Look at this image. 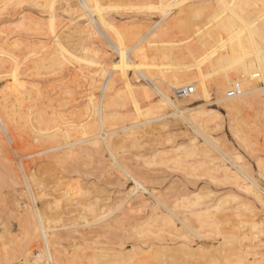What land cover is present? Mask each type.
<instances>
[{"label": "bare ground", "instance_id": "bare-ground-1", "mask_svg": "<svg viewBox=\"0 0 264 264\" xmlns=\"http://www.w3.org/2000/svg\"><path fill=\"white\" fill-rule=\"evenodd\" d=\"M37 1L40 3L43 2L41 0ZM104 1L106 2L107 0ZM104 1H101L103 5H99V0H78L79 17H87V20H81L80 22H88L89 27H92L93 31L99 33L107 45L121 52L124 51V47L139 48L138 52L140 53L146 50L143 55L144 58H151V49L147 47L150 45L156 46L158 55L163 59L161 64L153 60L144 61L142 66L134 61L129 62L134 67L135 72L142 75L147 80L149 86H152L151 89H154V91L159 94L163 101L162 103H167L172 107L169 114L165 112L157 118L159 119L166 115L182 118L189 128L203 140V142L197 143L195 141L197 140L195 138L196 136L189 134L188 145L183 146L184 148L182 150L183 153L185 152L184 157L178 158L183 155L182 153L180 156L178 154V156L176 155L177 157L175 156L176 160L174 156V158H172L176 168H181L186 172L187 170L184 169H188L186 167L190 168L191 166H185V164H188L185 162L186 158H194L197 157V155L202 157L204 155L206 158L208 156L207 159L202 158L204 160H198L199 162L196 160V165L193 163L191 168L188 169V173H186L192 177L194 176V178L196 176L200 177V175H205L207 180L203 181V185H199L197 184L196 178L188 179V184L191 186L185 183L186 185L183 187L181 183L180 186L183 187V189L177 187L178 189H176V191L172 185V187H168V191L166 190L167 192H162L165 190L155 192L152 190L155 188H152L151 191L146 185L148 176H146L145 173L147 168H150L148 167L149 162L144 164L147 165V167H145L142 166V164L139 165V163L135 161L136 163L134 165L136 166V164H138V166H136V168L133 165V167L138 169L140 166L141 169L135 170L136 173L132 174V169L129 168L130 163L128 165V163L126 164L125 161L122 162L123 160L121 161V159L117 157L118 151H115V149H118L119 146L122 145L125 148L128 144H131L134 147H138L143 141L135 132L125 133L121 138L120 136H116L117 140H115L111 135L116 133L119 128L107 130V127L113 124L109 116L110 112L106 111L108 104L106 96L112 78L119 73L115 65L108 67V74L101 86V97L99 99L98 97L96 98L97 101L99 100L97 105L98 122L101 130L105 133H93L88 137L77 138L74 141L68 140L58 145H49L47 148L41 150V152L53 153L52 157H55L56 162L58 161V164H62V159L70 158L74 155L76 156V154L80 152V149H83V151L89 149V147L86 149L84 142H90V148L91 146H95L94 149H97L98 146H102L98 145V143L103 141L104 146L110 152V156H112L111 159H114H112V161H115L113 164L116 163L120 168L118 170L131 176L132 178L130 177L129 179L134 180L133 187L126 190L124 193L125 196L122 195L124 196L123 201L120 202V205H118L119 202L117 204L118 207L115 211H120L117 214L119 218L116 216L118 220L114 216L115 214H113L114 218H116L114 221L119 223L117 224L119 225L118 227H121L120 223L125 224L128 219L130 220L129 214L131 211L134 213L133 210H135V215H138L136 213H140L141 215L142 212L140 209L146 208L149 203L147 196L152 199L154 206L152 209L150 208L151 210L149 209V212L145 214L146 216L142 214L144 216H138V218H136L137 220L133 219V221H131L132 224L135 223L134 220L137 223L133 224L136 226L132 228L135 229L134 235H137L139 239L138 242L135 241L136 243H128L130 246L126 250L130 253L127 255L123 254L121 256L122 253H125L123 251L125 248L121 250L122 253L119 252V249V256L126 257V260L120 257V260L123 261L122 264H148L150 262H154V264H180L179 262H181V260L178 256V254L180 255V253H178L180 251H183L185 256L181 257V259L187 258L186 264H211L222 260L227 264H264V253L261 252V250L254 249L253 246L255 244L253 242L250 244L243 243L244 237L242 236V230L235 222L237 217L247 216L248 219L246 218V222L250 223L249 228L251 229V235H261L264 215H260L259 212H263L264 214V187L261 185L256 175L253 174L251 163L249 161H244V156L240 151H233L234 156H231L226 145L219 143V141L213 137L210 128L211 122L214 121V112L209 111L210 109L207 107V104L212 101L210 100L211 93L215 92V101L223 103L229 110L231 115L230 128L235 134L236 139H238V145L241 146V149L244 147L247 149L249 148L250 151L253 150L251 144V130L254 127L255 119L253 116L246 114L245 110L247 107L253 106L260 99H263L264 104V94H262V92H264V0H170L173 2L172 4L167 0H158L156 3L157 5L154 6V10L147 16L148 23L144 27L120 26V31L112 32H109L108 28L100 22L99 17L103 14L107 15L108 21H114L115 19L112 11L109 9L114 6L106 4ZM114 9L115 12H120L118 5H116ZM102 11H104V13ZM134 23H136V21ZM85 30V28L80 27V32L85 33ZM174 30H177V33L180 35V42L183 44V48H186L185 51H182L184 56H189L187 47L190 49L192 48L191 53L193 55L197 52L203 53L206 58L213 61L216 71L225 78L215 91L208 88H200L197 91L193 90L192 93L183 96L178 95L177 91V102L179 100L188 102L192 100L194 96L203 95L206 98V102L204 103L180 106L177 102L173 101L167 93V85H165L166 75L164 74L165 67L170 66L172 69H178L182 65L177 59L166 60L164 56H161L170 51L175 44L177 39L174 37ZM87 39H90L88 34H82L79 37L81 43ZM168 84L170 86V83ZM190 88L194 89L193 86L183 89ZM94 91L92 90V92ZM33 97L34 92L31 90L30 85L16 73H11L9 75L0 92V150L4 153L3 158H0V186L9 183L13 184L16 172L18 171L20 174V169L18 170L12 164V156L10 153V148H14L12 143H14L17 138L20 139L21 136L24 137L25 133L28 138L32 137L33 139L34 137L35 140L39 138L36 135L37 131L32 133L22 132L25 126L32 120L30 116L32 115V109L35 103L32 100ZM128 99L129 100H125L126 103H134V100ZM96 100H91L87 104L85 103V105H91V103ZM151 103H149L150 105L148 103V105H146L151 107ZM90 105L86 107L90 108ZM146 105H144V108L147 107ZM87 114L90 115L89 112ZM164 119L160 122V125L164 124V127H166V124L168 125L166 121L168 122V120L165 119V121ZM39 128L40 133L43 132L47 135L55 129L52 125H45ZM26 140L27 139H25V141ZM20 141H22V139H20ZM119 142L126 144V146L119 144ZM117 144L118 146H116ZM83 145L85 146L84 148ZM27 146L29 147L28 144ZM176 147L180 146H175V148ZM210 149L225 157V159L228 158L230 160H228L230 163L228 164L231 166L225 165V163L217 164L215 159L212 158L213 156L210 157V154H208L211 152ZM91 150H93V147ZM91 150L89 152H92ZM154 150L155 152H153L156 153L157 150ZM177 150H179V148ZM158 151L160 152V150ZM161 152H163V150ZM38 153L39 152H37V154ZM125 156H127V154ZM263 157L256 155L255 163L259 166V168H257L259 169V174H261L260 176L264 177ZM4 159L8 161L9 165H7V168L5 167L6 164L2 162ZM182 159L185 161L183 162ZM52 161L54 163L55 160ZM19 163L21 164L20 161ZM174 163L172 162V165ZM183 164L185 168L182 167ZM22 170L21 168V171ZM25 170L22 173H25ZM148 171L151 172V169H148ZM20 176L21 181L25 183L26 187L29 189V194H31L32 198L38 196L33 192L34 185H39L47 181V179L37 178V175H35L33 171L32 173L31 171L28 173L26 170V173L23 174V176L20 174ZM151 176L155 178L153 175ZM182 179L184 180V178ZM59 181L60 179L58 177L52 180V182L56 183ZM177 181L178 180L174 182L173 180L172 183L174 182L173 184H175ZM185 181H187V179ZM147 184L149 185L150 183ZM212 184L224 186V193H215ZM68 188H66L67 190L65 189L66 191L63 192L64 194H62L60 198L55 199L57 203L54 199L55 203L53 200L51 201L52 204L58 205L57 208H60L59 204H61L64 199L63 205L66 209H63L64 207L62 206L61 210L56 211L54 210L56 205L53 208L50 207L51 205L48 207L49 204L47 200L49 199H46L47 207L46 204L40 206L35 202L32 205V210L29 212V215L19 222L20 226L18 225V233L13 234V232L7 231L8 228L5 225L0 228V264H102V253L94 249L96 245L92 247L94 244L91 245V243H89L90 239L96 241V237L99 236V234L101 236L103 232L108 235L109 232L107 231L118 229L117 225L116 228H114L115 225L112 224L114 221H110L109 223H103L104 225L102 226L100 225L99 230L96 228L90 229L89 231L80 230L84 226H91L98 222L102 223L107 215L105 217L102 215L103 218L99 216L103 213L106 214V211L101 208L102 206L97 208L95 207V203H89L90 206H87L88 208L84 206L85 208H82L81 212H79L80 206L78 205H85V200L81 197L79 200L75 199V197H73L72 188V194L69 190L70 188ZM169 188H174V191L171 192L172 189L170 190ZM146 194L148 195L146 196ZM74 200L77 201L74 202ZM89 201L90 199H88V202ZM259 202L263 204L261 208L258 206ZM75 208L79 209V214H77L78 212L76 211L77 213L71 217L70 215L74 212ZM145 208L143 209L144 212L146 211ZM180 208H183V210H180ZM67 209H69V211H67ZM70 211L71 214L69 215ZM86 211L92 214L91 216L87 215L90 216V218L92 216L95 218L98 217L96 220L94 219L95 222H88L89 219L86 221ZM66 212H69V216L66 214H64L65 216L63 215V213ZM134 214H131V216L137 217ZM151 222H154V224L157 223V225L160 224L159 228L162 227L161 231L159 230L160 232H162L165 227V231L169 228V230L172 229V231L178 232L180 230L179 226H182L186 228L189 239L177 242L178 240L176 238V242H174L175 240L173 238H169L170 241H167L163 239L164 235L161 236V233L156 234L159 231H152L151 233L155 235L156 238L158 237V241L154 239L144 244L140 238L147 237L148 232L151 231L150 226L152 227L154 225ZM147 225L150 226L148 227ZM94 233L96 235L93 236ZM159 235L162 238L159 237ZM139 240L143 243L139 242ZM143 240L147 241V239ZM258 240L261 241V238L259 237ZM122 246L123 242L121 243V247ZM184 262L183 260L182 264H184Z\"/></svg>", "mask_w": 264, "mask_h": 264}, {"label": "rangeland", "instance_id": "rangeland-1", "mask_svg": "<svg viewBox=\"0 0 264 264\" xmlns=\"http://www.w3.org/2000/svg\"><path fill=\"white\" fill-rule=\"evenodd\" d=\"M41 1L43 2L40 3L37 0H0V92L4 87L6 79L11 73H16L18 76L27 81L31 90L34 92L32 100L35 103L32 109V115L30 116L32 120L25 126L24 130L26 131L22 130V132L32 133L37 131L36 135L39 137L37 140H35L34 137L33 139L32 137L28 138L25 133L26 138L25 135L24 137H20L22 141L17 138V140L12 143L14 148H10L12 164L18 170L20 169L19 171L22 176L27 170L28 173L29 171H31V173L33 171L39 179H47V181H44L42 184L34 185L33 192H35L36 196L38 195L37 197H33L35 199H33L31 194H29L30 192L26 187V184L21 181V176L18 171L15 174L13 184L9 183L0 186V228L5 225L8 228L7 231L11 233L13 232V234L18 233L20 226L19 222L22 219L24 220V217L29 215V212L32 210V205L35 202L40 206L46 204L47 207L46 199H49L47 200L49 204L48 207L51 205L50 207L53 208L56 205L54 210H61V207H64V199L61 204H59L60 208H57V204L54 205L56 202L55 199L60 198V196L64 194L63 192L67 190L66 188L69 187L70 189H68L70 191L72 188L74 195L72 196L75 197V199L79 200L81 197L86 201L81 200L84 201L85 205H78L80 206V208L78 207L80 209L79 212H81L82 208H85L84 206L88 208L87 206H90L91 203H95L96 206H94L97 208L102 206L101 208L106 211V214L103 213L99 216L101 218L102 215H104V217L107 215L105 219L106 221L103 220L102 223L98 222L92 224V227L88 225L80 229L82 231H89L93 228L99 230L100 225L102 226L104 225L103 223L114 221L118 217L117 214L120 211H115V209L118 205H120V202L123 201L126 190L133 187L134 180L129 179L131 176L124 174L121 170H118L120 168L116 163L113 164L115 161H112L113 158L111 159L112 156H110V152L104 146L103 141L99 142L100 144L98 143V145L102 146L97 145L100 147H97V149H94L95 146H91L90 148V142H84L86 149L89 147L91 150L93 147V150H91L92 152H89V149H85L86 151L80 149V152H78L76 156L74 155L70 158L62 159V164H58V161L56 162L55 157H52L53 153H43L41 150L47 148L49 145H58L68 140L74 141L77 138L88 137L93 133H105L101 130L98 122L97 105L99 100L97 101L96 98L98 97L99 99L101 97V86L108 74L109 66L115 65L117 67V72L119 73L112 78L107 91L106 97L108 104L106 111L110 112L109 116L113 123L112 126L107 127V130L119 128L116 133L111 135L115 140H117L116 136H120L121 138V136L128 132H135L136 135L141 138L143 142L140 146L134 147L131 144L126 146V144L119 142V144H123L126 147L124 148L121 145L123 148L119 146V148L115 149V151H118V155L117 152L116 155L119 159H121V161L123 160L122 162L125 161L128 165L130 163L129 168L132 169H130L132 174L136 173L139 168L141 169L140 166L136 169V166H138V164H136V166L134 165L136 162L145 167H147V165L144 164L149 162L148 167L150 168H147V171H144H146V176L149 178H147V181L145 179V181L150 190L155 188L152 189L155 192L162 190H165L162 192H167L168 187L174 186L176 191L179 187L183 189L186 184L189 185L188 179H193L194 176L192 177L186 174L188 173V169L191 168L193 163L196 165L198 160H204L206 156L204 157L203 155L202 157L197 155V157L194 158H186V161L183 160L185 159L183 158V162L185 161L188 163L187 165L184 163L185 166L191 165L190 168L186 167L188 169H184L187 170L186 172L181 168H176L172 158H174L177 154L180 156L183 153V146L188 145L189 142V134L196 136L195 138L197 140L195 141L197 143H201L203 140L189 128L187 123L182 118L167 115L159 119L157 118L165 112L169 114L172 107L167 103H162L163 101L161 100L159 94H157L154 89H151L152 86H149L147 80L142 75L135 72L134 67L129 62L134 61L142 66L144 61L153 60L156 63L161 64L163 59L158 55L155 45L147 47L151 49V58H144L143 55L146 50H143L140 53L138 52L139 48L134 49L124 47V51H118L110 45H107L100 34L93 31L92 27H89L88 22H80L81 20H87V17H79L78 0ZM101 1L102 0H99V5H103V2ZM157 1L158 0L104 1L106 4L114 6L109 9L112 11L115 19L114 21H108L107 15L103 14L99 17L100 22L108 28L109 32L120 31V26L144 27L148 23L147 16H149L151 11L154 10V6L157 5ZM167 1L170 4L173 3L170 0ZM116 5L119 6L120 12H115L114 8ZM102 12L104 13V11ZM135 21L136 23H134ZM80 27L86 29L85 33L80 32ZM82 34H88L90 39L84 40L81 43L79 37ZM173 34L177 39L175 44L170 51L161 55L164 56L166 60L177 59L182 64L178 69H172L170 66L165 67V85H167V93L170 98L177 102V91L181 88L189 86H193L195 91L200 88H208L215 91V89L222 84L225 78L216 71L213 61L206 58L203 53L197 52L193 55L191 53L192 48L190 49L189 47H187L189 56H184L182 51H185L186 48H183V44L180 42V35L177 33V30H174ZM168 83H170V86ZM91 89L95 91L92 92ZM262 94H264V92H262ZM128 98L134 100V103H126L125 100H129ZM91 100L96 101H93L94 104H89L91 107L87 108L89 105L87 106L85 103L87 104ZM210 100L212 101L207 104V107L210 109L209 111L214 112V121L211 122L210 128L211 134L219 141V143L226 145L231 156H234L233 151H240L244 156V161H249L251 163L253 174L256 175L257 179L264 187V177L260 176L261 174H259L260 172L258 169L259 166L255 163L256 155L260 157L264 156L263 99H260L253 106H249L245 110L246 114L253 116L255 119L253 125L254 127L251 130V144L253 149L251 151L249 148L247 149L243 147V149H241V146L238 145V139H236L235 134L230 128L231 115L229 110L223 105V103L215 101V92L211 93ZM204 102H206V98L203 95H197L188 102L179 100L177 104L180 106L198 105ZM147 103H151V107L147 106ZM143 104H147L146 106L148 108L146 106V108H144ZM88 112L91 116L87 114ZM164 118L168 120V122ZM163 119L166 123H168V125L166 124V127H164V124L160 125V122H162ZM45 125H52L55 129L48 135L43 132L40 133L39 127ZM29 136L31 135L29 134ZM25 139L28 140L26 141L29 147L27 146ZM84 145L83 148L85 147ZM116 146H118V144ZM175 146H180L182 148H175ZM178 148L179 150H177ZM154 149L157 151L160 150V152L158 151L157 153L156 151V153H154ZM162 150L163 152H161ZM36 151L39 153L37 154ZM2 153L3 151L0 150V158H3L4 153ZM184 153L178 158L184 157ZM126 154L127 156H125ZM208 154H210V157L213 156L212 158L215 159L217 164H230V160L228 158L225 159V157L217 154L215 151L213 152V150ZM176 157L174 158L175 160ZM52 160H55L54 163ZM6 161L7 160L5 159L2 160V162L6 164V166L5 164L4 166L7 168V165L9 164L8 161ZM172 162L174 163L173 165ZM184 164L182 165L183 168H185ZM133 165L136 168H134ZM115 166L118 168L116 169ZM21 168L23 169L22 171ZM148 169H151V172H149ZM24 170L25 173H22ZM150 174L156 179L152 178ZM57 177L60 181L57 183L52 182V180ZM182 178H184V180ZM195 178L197 180V184L199 185H203V181L207 180L205 175H200V177L196 176ZM186 179L187 181H185ZM173 180L174 182L178 180V185L177 183L173 184ZM147 183L150 184L148 185ZM181 183L183 187L180 186ZM174 188H171L172 190L170 188L169 189L172 192L174 191ZM212 188L217 194H223L225 191V187L218 184H212ZM147 195L148 194H146V196ZM88 199H90L91 202H88ZM147 199L149 202L148 206H146V208L144 207L146 210L145 212L143 210L144 208L140 209L142 212L141 215L140 213H136L138 215H135L134 213L136 211L133 210L134 213L131 211L129 214L130 217L128 216L130 220L127 218L128 221L126 219L127 222H125V224L120 223L121 227H118L119 225L117 224L119 223L114 221L112 224L115 225L114 228H116L117 225L118 229L111 231L108 230V235L105 232H103L105 234L102 235L103 233L101 232V236L99 234V236H97L98 239L96 237V241L94 239H90L89 243H91V245L94 244L92 247L96 245L94 249H97L99 253H102V264H122L123 261L120 259L123 258L126 260V257L124 258L121 256L123 254L127 255L130 253L126 250L130 246L129 244H133L135 241L138 242L139 239L137 235H134L135 229L132 228H135L136 225L133 224L137 223L134 220L135 223L132 224L131 221L138 218V216H144L149 212V209H152L154 206L152 199L148 196ZM52 200L54 202L53 204L51 202ZM77 200H74V202ZM262 205V203H258L260 208ZM63 209L66 208L64 207ZM79 209L75 208V213L72 211L73 209L71 210L73 212L72 214L71 211L68 213L69 215L71 214L70 216L72 217ZM180 210H183V208H180ZM67 211H69V209H67ZM79 212L77 214H79ZM68 213H63V215L66 214L69 216ZM87 213L88 211L85 212L86 221L89 219L88 222H92L94 219L96 220V218H98H95L94 216L90 218L92 214H89L90 212L88 214ZM113 214L117 217L114 218ZM131 214H134L137 217H133ZM259 214L264 215L263 212H259ZM246 218L248 219L247 216H239L235 220L237 226H239L242 230V236L244 237L243 243L250 244L253 242L255 244L253 248L261 250V252L264 253V223L262 225V233L260 236L255 234L251 235V229L249 228L250 223L246 222ZM151 223L154 224V222ZM159 226L160 224L157 225V223L152 227L150 226L151 231L148 232L147 237H141L140 240H142L144 244L149 241L151 242L154 239L155 241H158V237L156 238L151 232L161 231L162 227L159 228ZM179 228L180 230L178 232H175L174 230L172 231V229H170V232L169 228H167V231H165L166 229H163L162 232L159 231L156 234L161 233V236L164 235L163 239L167 241H170L172 238L175 240L174 242H176V238L178 240L177 242L188 240L189 237L187 236L188 232L186 228L182 226H179ZM94 235L96 234L94 233L93 236ZM161 236L159 235V237ZM259 237L261 238V241L258 240ZM143 239H147V241H144ZM140 240L139 242L143 243ZM122 242L123 246L121 247ZM123 248L125 249L123 250ZM121 250H123L126 254L122 253ZM118 251L122 253L121 256H119L120 253ZM178 253H180V255ZM178 253L177 254L181 260L179 263L182 264L184 260V264H186L187 258H183V260L181 259V257H185L184 252L180 251ZM150 263L154 264V262ZM211 264L227 263L222 260Z\"/></svg>", "mask_w": 264, "mask_h": 264}, {"label": "built area", "instance_id": "built-area-1", "mask_svg": "<svg viewBox=\"0 0 264 264\" xmlns=\"http://www.w3.org/2000/svg\"><path fill=\"white\" fill-rule=\"evenodd\" d=\"M193 90H194L193 88H190V89H183V88H181V89L178 90V95H180V96L187 95L189 93H192Z\"/></svg>", "mask_w": 264, "mask_h": 264}]
</instances>
